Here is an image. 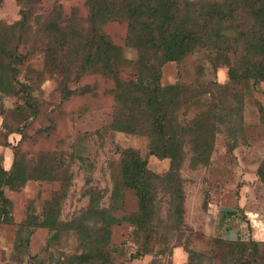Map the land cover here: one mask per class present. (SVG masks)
Wrapping results in <instances>:
<instances>
[{
	"label": "rangeland",
	"instance_id": "obj_1",
	"mask_svg": "<svg viewBox=\"0 0 264 264\" xmlns=\"http://www.w3.org/2000/svg\"><path fill=\"white\" fill-rule=\"evenodd\" d=\"M85 1L40 0L33 9L29 32L14 42L25 56L18 66V79L29 87L36 106L35 114L25 99V91L20 89L17 95L0 93V155L3 160L11 163L13 153L17 152L32 168L41 163L45 153L54 152L68 164L70 185L60 211V219L64 221L87 208L89 198L84 191L89 187L101 195V206L110 204L113 180L119 172L121 148L139 150L148 167L158 174L165 172L169 165L168 159L147 153V136L106 128L115 107L112 78L100 72H88L79 79H74L73 74L66 78L60 69L47 65L44 52L46 38L41 23L49 17L54 5L59 4L62 15L65 18L75 16L87 32ZM237 13V19L231 25L240 30L249 27L252 19L241 6H238ZM18 19L17 2L0 0V24L9 25ZM127 27V21L115 18L106 21L102 30L112 43L122 48L125 57L134 60L136 50L125 43ZM244 53L242 47L233 45L222 49L205 46L179 62L168 61L162 65L160 82H181L191 103L179 110L181 123L209 105L216 106V111L227 113L229 104L241 103V118L236 117L229 124L220 126L210 161L205 166L190 167V146H184L185 160L180 175L184 180L186 226L171 227L167 198L159 191L151 252L142 258L129 260V254L138 247L133 226L128 223L113 225L111 242L118 248L113 264H184L187 249L203 254L201 264H264V240L253 245L248 235L252 230L249 215L264 223V182L256 174L264 158V120L258 110L259 105L264 108V81H231L228 76L231 67L242 74L240 59ZM121 78H134V71L125 68ZM65 88L73 91L67 97ZM16 129L22 134L12 132ZM232 141L236 146L229 150ZM71 157L74 160L69 164ZM59 191L60 180L40 179L29 180L17 191L5 189V195L12 204V221L0 224V264H27L15 261L19 257L14 249L18 225L29 212L41 213L45 203ZM136 209L134 191L125 189L123 211L117 214H129ZM227 210L233 213L229 215ZM227 217H237L236 222L227 220ZM229 223L233 227L242 224L245 232L236 239L225 238L223 231ZM48 239L46 228H36L28 246L22 251L37 255L45 264H56L62 256L80 252L72 231L62 233L59 239L50 243Z\"/></svg>",
	"mask_w": 264,
	"mask_h": 264
},
{
	"label": "trees",
	"instance_id": "obj_2",
	"mask_svg": "<svg viewBox=\"0 0 264 264\" xmlns=\"http://www.w3.org/2000/svg\"><path fill=\"white\" fill-rule=\"evenodd\" d=\"M15 1L19 6V19L9 25L0 24V93L17 95L20 89L25 91V99L35 114L36 106L29 87L18 79V66L25 56L14 42L29 32L33 9L40 0ZM85 4L88 9L87 32L75 16L65 18L59 4L54 5L49 17L41 23L46 38L47 65L60 69L66 78L73 74L74 79H79L88 72H100L112 78L115 107L106 128L147 136V153L168 159V169L158 174L148 167L139 150L121 148L119 172L113 180L110 204L101 206V195L89 187L84 191L89 198L87 208L64 221L60 219L61 202L70 185L71 173L60 154L45 153L41 163L32 168L17 152L13 153L10 166L5 168L0 155V224L12 221V204L5 189L17 191L33 179L60 180V191L45 203L41 213L29 212L19 223L14 243L18 263L45 264L37 255L22 251L28 246L33 231L41 227L47 229L49 243L59 239L62 233L72 231L76 235L80 252L62 256L56 264H113L118 248L111 242V227L122 223L133 226L138 246L128 259L142 258L152 250L159 191L167 198L171 227L186 226L184 180L180 175L185 160L184 146H190V167L207 165L215 135L221 125L229 124L236 117L241 118V103L229 104L227 113L216 111V106L209 105L181 123L178 112L187 107L190 100L186 98L181 82H160L164 63L179 62L201 47L222 49L233 45L242 47L245 53L240 59L242 74L231 67L229 79L264 81V0H86ZM238 6L252 19L251 25L241 30L231 25L237 19ZM115 18L127 21L125 43L136 50L134 60L125 57L122 48L112 43L102 30L106 21ZM128 67L134 71V78H121V72ZM72 92L65 88V97ZM258 110L264 120L263 106L259 105ZM12 132L22 134L19 129ZM235 146L236 142L232 141L228 149ZM73 160L71 157L69 164ZM256 174L264 182V158ZM125 189L134 191L137 209L129 214H117L123 211ZM227 212L229 215L233 213L231 210ZM250 240L253 245L259 243ZM186 251L184 264H201L202 253L193 249Z\"/></svg>",
	"mask_w": 264,
	"mask_h": 264
},
{
	"label": "crops",
	"instance_id": "obj_3",
	"mask_svg": "<svg viewBox=\"0 0 264 264\" xmlns=\"http://www.w3.org/2000/svg\"><path fill=\"white\" fill-rule=\"evenodd\" d=\"M3 165L5 168H8L10 166V162L7 164L5 162V160H3ZM226 219L236 222L235 220L237 219V217H235V219L227 217ZM249 220H250L252 230H251V233H248V235L250 234L251 238L255 239L258 242L263 241L264 240V223H263V221L260 219H255L254 217H251L250 215H249ZM241 232H245L243 227H242V224H240L239 227H238V225H235L233 227L232 223H229V225L226 224V227L223 231V235L225 238H228V239H236L238 236H240L239 234H241Z\"/></svg>",
	"mask_w": 264,
	"mask_h": 264
}]
</instances>
